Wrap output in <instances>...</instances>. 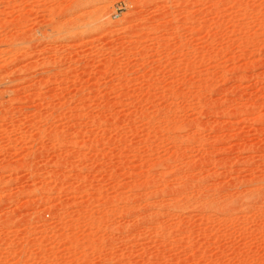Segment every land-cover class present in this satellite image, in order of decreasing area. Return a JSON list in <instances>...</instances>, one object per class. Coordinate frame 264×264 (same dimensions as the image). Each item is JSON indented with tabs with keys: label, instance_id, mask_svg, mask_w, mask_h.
<instances>
[{
	"label": "rangeland",
	"instance_id": "rangeland-1",
	"mask_svg": "<svg viewBox=\"0 0 264 264\" xmlns=\"http://www.w3.org/2000/svg\"><path fill=\"white\" fill-rule=\"evenodd\" d=\"M0 264H264V0H0Z\"/></svg>",
	"mask_w": 264,
	"mask_h": 264
}]
</instances>
